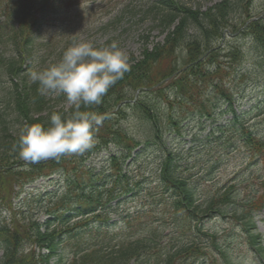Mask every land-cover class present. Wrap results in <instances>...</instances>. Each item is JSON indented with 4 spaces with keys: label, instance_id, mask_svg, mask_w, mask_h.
Instances as JSON below:
<instances>
[{
    "label": "trees",
    "instance_id": "obj_1",
    "mask_svg": "<svg viewBox=\"0 0 264 264\" xmlns=\"http://www.w3.org/2000/svg\"><path fill=\"white\" fill-rule=\"evenodd\" d=\"M252 1L222 0L202 12L179 7L173 0H161L162 14H158L157 21L163 34H167L165 41L152 49L146 48L139 58H134L130 70L109 89L101 104L81 109L104 117L129 100L128 107L143 123V131L139 133L143 140L138 142L130 138L117 125V120L114 122L109 116L96 128V147L83 154L63 155L35 164L23 161L19 150L13 147L21 130L36 123L48 126L52 113L67 116L73 109L51 105L52 100L39 95L38 84L27 82V63L39 24L35 14H26L21 4L8 3L9 9L3 11L5 14L0 13V47L6 48L9 44L13 52L9 56L0 54V264H50L63 241H85L98 237L101 231L106 236L110 234L106 230L112 226L108 211L112 203L116 200L121 203L120 198L133 194L134 189L140 187V182L123 174V166L131 153L140 144L160 143L163 146L167 136L170 138L172 133L179 132L175 118L191 112L210 120L214 118L218 103L233 102L235 94L231 93L227 83L243 52L239 48H221L219 43L226 30L234 33L232 16L236 10L242 11L240 24L245 27L237 33L241 31L240 34L249 38L254 51L264 59V15L250 16ZM254 18L258 19L250 21ZM182 54L180 62L183 65L180 67ZM7 83L10 84L8 92L6 88L4 90ZM137 90L141 93L132 104ZM209 94L216 97V105L201 102ZM128 107L120 108L116 115L124 116ZM174 113L177 117L173 116ZM12 115L14 123L7 118ZM165 116L168 124L162 125L160 117ZM234 129L235 133H241V141L250 155L264 161V142L247 128H238L234 124ZM111 144L118 146L120 154H113L110 158V175L103 174L96 179L99 175L94 169L84 171L82 158ZM78 157L80 159L76 160ZM173 159L166 155L157 178L170 199L178 236H189L190 242L178 239L176 246L159 250L155 232L137 236L128 244H119L123 236L118 234L114 247L108 246L109 239H103L105 247L93 244L76 253L68 264H141V258L145 264H190V260L191 264H196L203 255L197 256L202 248L212 249L227 260L226 250L217 236L203 233L200 224L213 215H225V208L234 204L232 193L225 191L205 202H198L193 184L182 177ZM57 170L70 175L69 196L66 193L58 198L48 210V221L40 224L35 216L16 209V187ZM263 204L264 194L240 211L239 220L249 232L252 231L253 212L260 210ZM3 212L8 213V218H1ZM72 212L86 218L71 224ZM54 223L60 224L52 226ZM135 223L136 219L127 218L126 230L139 228V223ZM145 229H136V232L141 234ZM249 237L251 245L263 253L258 236L250 234ZM62 261L60 257L58 264Z\"/></svg>",
    "mask_w": 264,
    "mask_h": 264
},
{
    "label": "rangeland",
    "instance_id": "obj_2",
    "mask_svg": "<svg viewBox=\"0 0 264 264\" xmlns=\"http://www.w3.org/2000/svg\"><path fill=\"white\" fill-rule=\"evenodd\" d=\"M11 1L21 4L26 14H40L38 15L39 32L35 36V45L31 49L27 63L26 80L29 84H33L29 79L30 71L41 70L58 62L63 52L73 42H92L97 47L108 46L116 42L128 53L131 64L132 60L139 58L146 48L152 49L157 44L163 43L166 36L157 21L158 14H162V11L156 8L160 4L153 0L152 2L150 0H62L61 4H58V0H52L45 3V9L43 6L40 10L39 6L44 0H0V12L8 10L10 7L8 3ZM176 1L184 8L193 10L203 8L201 9L203 12L220 0L212 2L206 0ZM250 10L252 16L263 13L264 0H255ZM241 14L240 9L233 13L232 22L235 26L240 25ZM221 47H238L243 52L242 58L235 65L230 82L227 83L231 93L236 94L233 97L232 110L237 111L239 124L250 126L256 135L264 139V59L254 51L251 40L247 37L227 36ZM11 50L10 45L6 48L0 47V54L5 53L9 56L13 53ZM5 88L8 92L10 84H5L4 90ZM46 98L48 101L52 100L51 105L58 108L68 110L72 107L62 95ZM215 98L209 94L201 102L207 101V103L216 105ZM217 105L214 119L203 120L199 123L194 115L185 120L181 129L183 135L172 140L167 149L178 161L176 162L180 163L184 173L192 179L205 177V172L212 168L200 184L201 187L203 186L202 191L201 188L199 189L201 199L214 192L221 193L232 186L238 192L237 201L246 203L249 198L257 197L259 192H262L259 178L264 176V165L249 157L245 147L239 143V135H235L239 140L237 146H229L230 141L227 139L235 134L233 124L236 122L232 118L233 112H228L227 105L220 103ZM7 118L15 122L13 115ZM120 125L133 140H143V136L139 135L143 128L138 118L128 113L121 118ZM220 138L224 139L216 143ZM153 150L156 153H152L148 160L143 159L142 167L147 169L146 175H140L143 184H148L142 188L154 191L151 194L152 197L148 196V191L138 193L136 190L128 199L137 197L129 201L125 200L119 206L118 211L113 212L112 218L117 222V226H121L124 224L123 218L128 214L135 215L138 211L146 212L152 209L151 216L142 217L141 222L151 224V227L157 230L160 239L171 240L175 236V223L171 221L173 216L170 215L168 208L170 202L167 197L161 195L159 184L151 178V173L156 170L160 156L159 147ZM99 155L88 158L83 164L86 163L87 168L94 166L99 168L105 159L104 154ZM190 167H197L199 171L192 173L189 171ZM129 174L131 177H136V169L129 168ZM59 176L65 181L61 174H55L49 178L25 184L26 186L24 185L22 189H18L19 196L16 198V205L21 207L24 202L26 206L30 205L35 212L41 211V205L45 204V201L39 203L38 200L42 201L46 195L58 197L61 192L64 193L65 184L64 181L61 184L58 183ZM204 181L207 184L203 185ZM258 182L259 186H257ZM148 201L154 202L156 206L150 208ZM118 213L121 214L120 217L117 216ZM255 225L253 234L260 236L262 246H264V210L257 216L255 215ZM205 228L218 233L221 240H227L230 251L229 264H264V261L248 247L243 227L238 226L234 220L222 216L207 222ZM94 241V239L90 240L89 244H95ZM111 244L116 243L112 241ZM75 251L73 242L64 245V248L58 250L57 254L62 252L67 258L71 257ZM55 260L56 257L52 259V264ZM208 264L213 263L209 261Z\"/></svg>",
    "mask_w": 264,
    "mask_h": 264
},
{
    "label": "clouds",
    "instance_id": "obj_3",
    "mask_svg": "<svg viewBox=\"0 0 264 264\" xmlns=\"http://www.w3.org/2000/svg\"><path fill=\"white\" fill-rule=\"evenodd\" d=\"M129 70V55L116 42L97 47L85 41L73 42L58 62L30 71L29 79L38 84L39 95H62L73 110L67 116L52 113L48 126L26 125L13 146L20 158L35 164L92 149L96 128L104 117L81 109L101 104L109 89Z\"/></svg>",
    "mask_w": 264,
    "mask_h": 264
}]
</instances>
